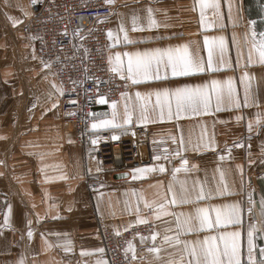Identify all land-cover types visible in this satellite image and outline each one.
<instances>
[{"label":"crops","instance_id":"0c3cea01","mask_svg":"<svg viewBox=\"0 0 264 264\" xmlns=\"http://www.w3.org/2000/svg\"><path fill=\"white\" fill-rule=\"evenodd\" d=\"M215 2L217 8L204 10L203 23L201 0H115L111 4L107 33L111 30L113 36L106 35L111 73L114 72L109 57L114 63L116 53H121L126 77L124 52L180 45H187L188 54L205 67L211 48L213 66L221 70L173 77L171 68L161 66L159 80L132 85L126 79L129 89L118 101L93 111L91 131L95 134L112 130L124 134L132 126H146L150 146L158 151L160 159L153 158L139 168L162 164L165 171L147 173L136 180L132 179L133 169L108 176L103 178L99 191L91 195L85 178L88 172L95 171V158L69 132L59 107L62 91L53 88V84L60 86L51 71L34 58L31 45L20 29L31 14L29 0H0V225H4L5 213L8 214V226L0 227V264H17L21 254L25 264H96L98 260L108 264L101 258L102 252L97 251L103 249L100 226L118 234L142 224L140 220L150 222L153 229L149 235L130 242L132 250L129 246L128 250L134 264H169L181 257L187 264L189 257L184 253V244L177 245L174 239L181 231L177 216L183 226L188 216L196 215L197 207L219 205L223 208L237 202L242 205L240 225L188 233L181 235L180 240L202 241L205 236H215L217 239L211 242L222 248L220 233L239 231L242 264H247V233L250 226H254L257 245L254 251L259 259V248L264 247V217L260 215V200L264 197V65L258 63L259 53L252 50L251 31H256L258 41L259 33L264 31V0H258L257 4L254 0ZM148 8L152 9L157 27H148ZM134 16L137 17L136 31L132 30ZM121 25L129 38L144 42L125 44V33L119 31ZM205 36L209 37L207 46ZM220 37L224 38L223 57L219 51ZM250 51L253 63L247 71L251 79L241 82ZM229 77L233 78V88L241 104L249 83L255 103L250 97L251 106L236 108L225 98L221 110L216 111L213 94L207 112L202 107L200 115L188 110L182 112L179 119L173 97L162 95L157 103L156 90L175 89L184 84H206L210 90L213 80L226 88ZM137 92L141 93V98L136 96ZM126 106L132 114V123L124 129L91 127L93 123L112 120L114 111L116 123H123ZM142 111L147 121L140 119ZM257 114L262 117L259 124ZM237 143L240 146H235ZM177 168L180 171H174ZM61 176L66 179H59ZM169 185L172 193L168 192ZM201 187L212 193L226 187L234 194L213 195L196 203H166L164 211L176 215H157L160 211L157 205L165 199L170 201L173 193L178 201L185 195L194 201ZM249 193H252V205L248 202ZM146 203L151 207H146ZM250 206L251 213L248 212ZM210 217L215 220L214 210L210 209ZM28 221L33 232L31 238L27 235ZM154 234L155 240L152 239ZM165 236L173 239L165 242ZM151 248L159 252L150 251Z\"/></svg>","mask_w":264,"mask_h":264},{"label":"built area","instance_id":"2783aa9c","mask_svg":"<svg viewBox=\"0 0 264 264\" xmlns=\"http://www.w3.org/2000/svg\"><path fill=\"white\" fill-rule=\"evenodd\" d=\"M29 6L31 14L20 29L35 58L43 65L50 64L48 69L62 90V117L95 158L97 170L85 178L89 193L94 195L103 178L127 170L122 158L129 156L137 167L160 155L150 146L149 130L144 125L132 126L124 134L112 130L94 134L90 128L93 111L118 101L129 89L126 79L108 69L107 19L112 6L105 0H37L35 4L29 0ZM101 98L105 103L99 102ZM113 135L119 139L113 140ZM94 137L99 139L96 144L92 143ZM152 229L147 222L117 234L101 225V258L108 264H134L128 250L131 240L149 235Z\"/></svg>","mask_w":264,"mask_h":264},{"label":"snow or ice","instance_id":"6c2138e0","mask_svg":"<svg viewBox=\"0 0 264 264\" xmlns=\"http://www.w3.org/2000/svg\"><path fill=\"white\" fill-rule=\"evenodd\" d=\"M33 4L37 3V0H31ZM115 2V0H105V4L111 5ZM208 7L217 8L218 4L215 2V0H211V2H208V0H201L200 3V16H201V23L204 21V10ZM148 27H157V23L154 19H152V9L148 8ZM9 19H12L9 17ZM132 24H133V31L138 30L137 29V17L132 18ZM250 24H255V21H250ZM167 27V25H165ZM142 30V29H140ZM120 32L125 33L123 37V41L125 44H135V43H142L143 40L137 41L129 38L127 35V32L123 25L119 28ZM108 37L111 38L113 36V32L111 30L108 31ZM257 33L255 30L251 31V38H252V50L259 53L258 57V63L260 65H264V31L259 33L260 39L257 41L256 39ZM205 45L207 46L209 37H204ZM225 50L224 45V38H219V51L221 54V57H223V53ZM123 56L127 57V76L124 75V65L123 61L121 60V53H116V59L113 63L111 57H109V62L113 64L111 67V71L114 73H117L121 79H127L131 82L132 85H138L143 82L152 80V79H161L162 77L159 75V69L161 66H164L166 68H171V75L173 77H186L190 75H194L197 73H202L205 71L214 72L221 70L218 67L213 66V50L209 49V57L207 66L205 67L204 64L201 61H198L194 58H192L188 54V48L187 45H180L175 48L168 47L165 49L161 48H155L151 50H145L143 52L141 51H135V52H124ZM35 58V57H34ZM253 63L252 59V53L250 51L248 62L245 65V70L242 71L241 74V82L245 80H250L251 76L249 71H247V68ZM46 68L50 67V64L44 65ZM237 67L239 65L237 64ZM155 68V75H153V69ZM236 69L234 68L233 71ZM165 79L167 77H164ZM226 88L220 84L219 81L213 80L212 81V88L209 90L207 85H189L184 84L177 86L175 89H168L164 88L162 90H156L155 95L157 98V103H160L161 96L163 95L165 98L173 97L176 102V117L179 119L180 114L182 112L191 110L197 115H200V109L201 107L204 109L205 112L209 109L212 103L213 94L215 95V101H216V111L221 110V105L224 103L225 98L227 99V102L230 106L240 108V107H249L251 106L249 104L250 97L252 98V102L255 103V97H252L250 88L251 85L249 83L248 86L244 89V100L243 104H241V101L237 98L236 91L233 88V78L229 77L226 81ZM53 88H56L57 91H62L60 88H58L55 84H53ZM123 95V93H122ZM136 96L138 98H141V93L137 92ZM100 103H105L104 99L101 98ZM35 107V105H33ZM53 108L56 107V104L52 105ZM113 108L115 109V104H113ZM69 115H72V113H69ZM116 113L113 112V119L112 120H104L101 121L99 124L93 123L91 127L93 129L97 128H103V127H111L113 129H124L125 125H130L132 123V114L128 111L127 106L125 108V119L123 123H116L115 121ZM168 116L171 119L172 118V109L171 104L168 105ZM161 118H163V108L161 109ZM140 119L142 121H147V116L144 115L143 111L141 112ZM237 119H240V117H237ZM262 117L260 114H257L256 122L259 124ZM252 129V123L249 122L248 124V130L251 131ZM134 134V133H133ZM113 140H118L119 137L116 135L112 136ZM72 141H69L71 143ZM93 144H96L97 141L95 139L92 140ZM181 144H183V141L181 140ZM235 146H240L238 143ZM179 155V153H177ZM154 159L159 160L160 157L156 156ZM167 159V157H165ZM183 160V157H181ZM221 160L224 159L223 156L220 157ZM184 163L186 164L187 161L185 160ZM239 167V166H238ZM160 171L164 172L165 167L164 165H157L156 167H144V168H137L132 170V179L136 180L140 178V176L151 173L154 171ZM99 171V169H98ZM174 171L178 172L180 171L179 168L174 169ZM59 179H66V177L61 176ZM221 179H223V173H221ZM168 192L172 193V187L169 185ZM234 193H231L227 190V188H217L215 193L212 192H205L204 188L201 187L200 192L198 195H196L195 200L193 201L188 196H182L180 200L178 201L175 194H172V199L170 201L165 199L164 203H159L157 207L159 208V212L157 215L164 214H172L176 215L175 213H168L164 211L165 204H177L183 203H196L200 200L205 199H211L213 195H233ZM248 202L249 205H252L254 203L252 198V193L248 194ZM146 207H151V205L147 204ZM210 209L215 211V220L213 221L210 217ZM241 212H242V205L237 203H232L230 205H224L223 208L219 205L217 206H207V207H197L196 208V215L188 216L183 226L179 224V216H177V222L178 227L181 228V231H178L175 236V243L177 245L183 243L184 244V253L189 257L187 260V264H242L241 259V246L239 243L240 238V232L239 231H222L220 233L219 239L223 241V247L221 248L219 244H213L211 241H215L217 238L215 236H205L203 240H196V241H181L180 236L186 235L188 233L193 232H201L207 229H220L221 227H227L228 225H240L242 223L241 220ZM248 212H252V207L250 206L248 208ZM180 215H183L181 213ZM260 215L264 217V197L260 200ZM195 221V223H193ZM140 223H146L144 220H140ZM29 230L27 232V235L29 238L32 237L33 232L30 227L31 221H28ZM8 226V214L5 213L4 216V225H0V227ZM256 229L254 226H250L249 231L247 233L248 235V248H247V264H264V247L259 248V259H257L255 248L257 245L254 243V233ZM143 239V238H142ZM153 240L156 239V235L154 234L152 237ZM173 238L169 236H165L164 240L165 242H170ZM66 251L69 249H65ZM129 250H132V245H129ZM153 252H159V249L157 248H151L149 249ZM97 251L102 252L103 249H98ZM84 254L83 252L81 253ZM17 264H25V258L23 254H21L20 259L17 261ZM96 264H106L104 261L98 260ZM169 264H185L184 258L181 257L179 261H169Z\"/></svg>","mask_w":264,"mask_h":264},{"label":"bare ground","instance_id":"6f19581e","mask_svg":"<svg viewBox=\"0 0 264 264\" xmlns=\"http://www.w3.org/2000/svg\"><path fill=\"white\" fill-rule=\"evenodd\" d=\"M123 161H125V163H123L124 164V166H125V168L127 169H125L126 171H128V170H132V169H137V168H139L140 166H142V164L141 165H139V166H137V167H134V162L131 160V158L129 157V156H126L125 158H122V162ZM144 164V163H143ZM112 165H108V167H111ZM124 170V171H125Z\"/></svg>","mask_w":264,"mask_h":264},{"label":"rangeland","instance_id":"374dc122","mask_svg":"<svg viewBox=\"0 0 264 264\" xmlns=\"http://www.w3.org/2000/svg\"><path fill=\"white\" fill-rule=\"evenodd\" d=\"M254 2L257 4L258 3V0H254ZM53 75V74H52ZM64 119V118H63ZM65 121V120H64ZM66 122V121H65ZM67 123V122H66ZM68 125V124H67ZM68 130H69V132H71L72 133V131H71V129H70V126L68 125ZM73 134V133H72ZM74 135V134H73ZM75 138H76V136H75ZM77 140V139H76ZM78 142V141H77ZM79 143V142H78ZM81 144V143H80ZM83 146V145H82ZM85 147V146H84ZM86 148V147H85ZM86 150V152H88L89 153V155H91V156H93L92 154H91V150L90 149H85ZM96 163V162H95ZM97 170V168H96V165H95V171ZM94 171V172H95ZM136 238V237H135ZM134 239V238H133ZM132 239V240H133ZM131 240V241H132Z\"/></svg>","mask_w":264,"mask_h":264},{"label":"trees","instance_id":"16d2710c","mask_svg":"<svg viewBox=\"0 0 264 264\" xmlns=\"http://www.w3.org/2000/svg\"><path fill=\"white\" fill-rule=\"evenodd\" d=\"M245 1H246V2H247V1L251 2L252 0H245Z\"/></svg>","mask_w":264,"mask_h":264}]
</instances>
